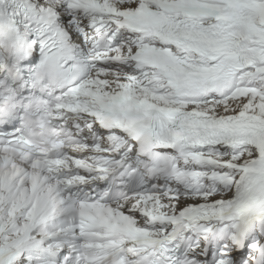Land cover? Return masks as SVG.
Masks as SVG:
<instances>
[{"label": "snow or ice", "instance_id": "1", "mask_svg": "<svg viewBox=\"0 0 264 264\" xmlns=\"http://www.w3.org/2000/svg\"><path fill=\"white\" fill-rule=\"evenodd\" d=\"M0 264H264V0H0Z\"/></svg>", "mask_w": 264, "mask_h": 264}]
</instances>
